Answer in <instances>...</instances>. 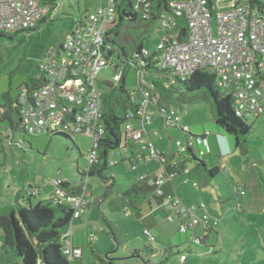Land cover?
I'll return each mask as SVG.
<instances>
[{"label": "rangeland", "instance_id": "rangeland-1", "mask_svg": "<svg viewBox=\"0 0 264 264\" xmlns=\"http://www.w3.org/2000/svg\"><path fill=\"white\" fill-rule=\"evenodd\" d=\"M106 1L54 0L50 2L51 10L46 21L35 22L31 26L35 30L3 32L5 35H0V96L8 94L15 99L19 87L31 85V79L40 76L39 66L46 60L48 51L53 47L58 49L76 22L81 18L86 19L89 13ZM236 1L220 0L219 6ZM254 7L264 15V9L262 12L260 7ZM154 25L155 28L158 27L160 21ZM213 25L215 26V21ZM146 36L145 43L152 45L157 41L158 34L156 30L150 29ZM111 62L114 65L121 63L116 54L112 56ZM123 69L124 64L116 72L110 64L101 70L96 80L103 94H111L113 108L120 117L130 107V100L142 99L138 82L146 84L153 80L150 75H141L138 79L137 71L128 68L126 90L123 92L119 87L121 82L114 79V75L121 78ZM107 81L111 84L108 85ZM166 83H172L176 89L183 90L182 93L176 92L173 102L181 117L179 125H190L191 132L197 135H203L209 130L212 132L211 139L215 138V133L219 130L216 124L217 110L208 89L186 91L174 79ZM104 107L103 100V110ZM158 115L160 114L155 105L149 104L148 116L157 118L156 125L160 122L164 129L165 123ZM248 121L252 130L240 137V145L236 144L234 134H227L232 143L230 153L223 157L216 152L199 156V160L188 163L192 169L191 174L174 178L178 195L187 205L205 203L204 211L210 216L214 227L206 245L186 239L184 233L176 230L174 223L167 221L165 213L158 209L155 202L153 213L159 221V229L156 226L151 228L154 235L157 234V239L151 241L144 233L145 227L141 219L134 212L126 215L125 209L129 204L124 193L143 174L158 175L161 165L156 161H141L140 164L133 162L137 166L134 169L129 159L130 152L119 148L113 150L109 155V163L116 161V164H109L104 171L107 179L98 174L87 177L94 191L89 197V204L81 221L76 219L73 222L74 228L75 224L83 222L85 227L93 228L96 234L90 246L85 244L86 254L90 256L85 264L87 260L91 264H106L91 255V247L100 255L104 253L112 258L113 264H135L133 259H138L143 264H264V113L251 116ZM121 126L124 130L125 123ZM169 128L178 130L184 141L188 137L187 133L181 132L179 126ZM74 141L60 135L49 138L45 133L30 136L24 131L8 128L6 122L0 123V210L9 204L16 207L20 204L28 206V199L33 204L48 199V190L53 188L54 179L68 181L72 185L86 180L82 174L89 165L86 155L91 150V140L88 136L76 135ZM157 145L163 147L159 142ZM214 166L219 169L212 174L210 170ZM181 178L185 181L184 185L178 183ZM236 186L246 190V195L241 200L235 192ZM165 227L175 229L166 236V232L161 231ZM111 229L119 239L118 242ZM3 240V233L0 232V247ZM170 245L172 254L167 257L163 248ZM146 246L156 248L157 252L152 255L144 250ZM188 246L195 251L187 253V261L182 262L181 253L186 252ZM135 251H141V257H133Z\"/></svg>", "mask_w": 264, "mask_h": 264}, {"label": "built area", "instance_id": "built-area-1", "mask_svg": "<svg viewBox=\"0 0 264 264\" xmlns=\"http://www.w3.org/2000/svg\"><path fill=\"white\" fill-rule=\"evenodd\" d=\"M119 2L107 0L86 19L77 22L62 45L58 49L51 48L46 60L40 64L42 84L23 85L18 92L25 132L38 135L64 131L88 136L91 139V150L87 155L90 166L99 160L98 147L107 128L103 92L96 80L101 70L110 63L107 32L117 20ZM219 4L220 0H171L172 11L161 14V28L175 29L184 20L188 34L183 40L173 38L168 41L167 35L161 36L154 48L158 51V64L181 80H186L198 70L208 69L222 87L233 91L239 99V116L261 115L264 113V15L249 2L237 0L233 4ZM145 6L148 7L149 3L146 2ZM48 11V0H0V32L15 33L29 28ZM143 52L149 55L151 49L144 48ZM115 80H119L116 75ZM141 92L143 96L138 109L129 113V117L140 124L136 126L133 120L128 121L124 136L138 144L139 151L131 157L134 169L137 166L133 162L160 163L157 183L161 185L166 177L173 175L164 172V155L153 140L147 139V127L154 122V118L148 116L147 108L149 104L157 105L159 98L152 97L148 90ZM158 111L166 125L181 126V117L175 106ZM184 129L188 127L184 126ZM206 134L209 135V132ZM191 137L188 136L185 141L177 139L176 148L180 152L192 146L202 152L210 150L202 136L196 142V137ZM112 163L116 164V161ZM52 186L50 198L54 202H68L75 208L71 228L65 235L64 252L73 264H81L83 248L73 241V222L87 209L92 191L85 187L81 193L72 194L55 179ZM240 192L244 193L243 190ZM166 204L170 210L168 220L178 222L180 232L210 223V216L204 211L205 203L189 206L176 192L168 196ZM125 213L130 215L129 207ZM144 232L151 241L156 239L148 229ZM181 257L182 262L187 259L185 255Z\"/></svg>", "mask_w": 264, "mask_h": 264}, {"label": "trees", "instance_id": "trees-1", "mask_svg": "<svg viewBox=\"0 0 264 264\" xmlns=\"http://www.w3.org/2000/svg\"><path fill=\"white\" fill-rule=\"evenodd\" d=\"M52 1L54 0H48L49 11L39 20V22L46 21L51 10L50 2ZM146 2L149 3L148 7L145 6ZM170 2L171 0H145L144 2L140 0H120L118 5L117 20L107 32V41L110 45L108 52L110 59L109 65H113L115 71L117 72L124 64V69L121 70V78L116 81L119 83L121 82L119 87L121 91L124 92L126 90L125 83L127 81L128 68L135 69L137 71V75L142 74L143 76H152L153 80L151 83H138V90H148L152 97H158L159 102L156 105L158 110H161L163 107L167 108L170 105H173L177 95L176 92H183L182 89H176L174 84L166 83L171 79L180 82L186 91H196L202 88H207L214 99L217 110L216 124L219 130L215 133V136L234 134L236 136V144L240 145V137L250 133L252 130V125L248 121L249 117L252 115L249 116L243 114L239 116L237 114L239 99L234 96L233 91L222 87L218 83L215 75L208 69L198 70L186 80H181L169 69H163L159 66L157 60V50L150 46L151 52L149 55H146L143 52L144 48H149V45H147L145 41L147 37L146 34H148L150 29H152V25H154L157 21H160L161 24V14L164 12L170 13L172 11ZM249 3L253 6L260 7L263 12L264 2L262 3V0H249ZM136 5H138V8H136ZM82 19L84 18H81V20ZM141 22L144 23L140 24ZM184 23L185 24L183 25H177L175 29L166 33L168 41L173 38L183 40L187 37L188 27L185 21ZM23 30L31 31L35 29L29 27ZM0 35L5 34L0 32ZM159 41L160 40H158V42ZM115 54L121 62L116 63V65L111 62L112 56ZM42 82V77H35L31 79V85L42 84ZM107 83L108 85L111 84L110 81H107ZM115 88L116 87H114V89ZM0 97L3 98V105L7 107L5 111H0V122H6L8 124V128L10 129L25 132L21 123V110L18 102V94L15 99H12V97L8 94H2ZM103 98L105 106L104 119L107 128L103 139H101L99 143V160L96 164L91 166L88 165L86 169L83 170L82 175L86 178V180L83 179L82 183L72 185L68 181H60L61 187L69 193H81L85 187L93 192L94 187L91 186L87 177L98 174L104 177V179H107L104 175V171L108 168L109 164L115 165L113 163H109V155L113 152V150L117 148H129L136 144L133 139H130V141H133V144L131 145L128 144L129 139L126 143L124 142L123 137L125 132L121 125L123 122L126 125L128 121L136 120L135 118H130L129 113L137 110L139 104L134 99L130 100V107H127L125 114L120 117L116 114L113 108L111 94L104 93ZM187 127L188 129L186 130L183 126L181 131L187 133L188 136H192L191 138L196 137L195 142L198 141L201 136L192 133L190 126ZM47 134L50 136H64L73 141L76 135L86 136L81 133L64 131H54ZM210 134L211 132H209V135ZM174 148L175 151L170 150L164 154L165 158L162 162L164 172L173 176L166 177V180L161 185L157 183V174L152 173L141 176L138 178V181L124 193L125 198L128 199V207L130 208L131 213L134 212V215L143 222L145 229H148L153 235L154 233L151 231V228L157 225L151 221L155 219V214L153 213V203H157L158 209L165 213L166 219L169 221L168 215L170 210L166 204V199L169 195L176 193L174 178L182 174H191L192 169L189 168L188 163L199 160V156L202 157L212 154L211 150L208 152L203 151V153L196 146H192L184 152H180L176 148L175 144ZM201 162L206 164L204 160H201ZM218 169L219 167L214 166L210 171L212 174H215ZM240 190H243L244 193H241ZM235 192L240 200L246 194V190H244V188H239L238 186L235 187ZM74 212L75 208L71 203L54 202L51 198L47 200H39L36 204H33L32 201H30L28 202V206L20 204L16 207L9 204L7 207H2L0 210V232L3 233L4 240L0 247V264H73L64 252V240L66 233L71 228ZM82 216L80 218H82ZM172 223H174L176 230L180 232L178 222ZM213 229L214 227L210 222L209 224L202 223L191 231L180 233H184L186 235V239H192L196 243L206 245L211 239L210 233ZM93 231V228H90V234L94 233ZM111 231L118 242L119 239L114 233V230L111 229ZM156 235L154 236L157 239ZM75 245L82 247L83 250L86 248L85 244L81 246L79 243H75ZM88 245L90 246V244ZM144 250L150 252L152 255L157 252V249L152 246H146ZM163 251H165V255L169 257V255L172 254L171 245L165 246ZM187 251L182 252L181 256L185 255L187 257V253H193L195 249L188 246ZM90 252L98 257L102 263L108 262L109 256H107L106 259L92 247L90 248ZM132 256L141 257V251H135Z\"/></svg>", "mask_w": 264, "mask_h": 264}, {"label": "crops", "instance_id": "crops-1", "mask_svg": "<svg viewBox=\"0 0 264 264\" xmlns=\"http://www.w3.org/2000/svg\"><path fill=\"white\" fill-rule=\"evenodd\" d=\"M176 21H179L180 22V20H176ZM142 23H144V22H141L140 24H142ZM181 25H183V24H185L184 23V20H181ZM155 26L156 25H152V29H154V30H156L157 31V34H158V37H157V41L155 42V43H152V45H149V46H151L152 48H155V46H156V44L158 43V40H160V38H161V36H163V35H167L166 33L168 32V31H170V30H168V29H162L161 28V24L158 26V27H156L155 28ZM73 30V29H72ZM172 30V29H171ZM151 47H149V49H151ZM154 50V49H153ZM142 74H138V79H139V77L141 76ZM139 83V82H138ZM138 91H140V90H138ZM19 92V91H18ZM18 94V93H17ZM17 96V95H16ZM141 100L142 99H140V100H135L138 104L141 102ZM4 104V101H3V99L2 98H0V111H5L6 109H7V107L5 106V105H3ZM155 107H156V105H155ZM157 108V107H156ZM148 110H149V106H148V108H147V114H148ZM158 110V109H157ZM160 114V113H159ZM156 115V114H155ZM154 115V116H155ZM159 117H161V115H158ZM156 117H157V115H156ZM161 119H162V122H164V120H163V118L161 117ZM156 121H157V118H154V122L150 125V126H148L147 127V130H148V137L149 138H147V139H151V140H153L154 141V143H155V146H156V148L158 149V150H160L161 151V153L164 155V154H166L168 151H170V150H173V151H175V148H174V144H175V141L177 140H175V138H180V132L178 131V130H174V129H171V128H169V126L168 125H166V123H165V128L163 129L162 128V125H161V123L160 122H158L157 123V125H156ZM0 123H2V122H0ZM133 123H134V125H136V126H138L139 124H140V122L138 121V120H135V121H133ZM189 125V124H188ZM190 126V125H189ZM179 127H181V126H179ZM175 128V127H174ZM190 130L192 131V129H191V126H190ZM182 132V131H181ZM206 132H210L209 130H207V131H205V134H203V135H200V136H202L204 139H206L207 140V142H208V145H209V149L212 151V153L213 152H216V153H218L219 154V156L221 157H223L224 156V154H228V153H230L231 152V150H232V143H231V139L227 136V135H218V136H216L215 138H212L211 139V136H212V132H211V134L210 135H207L206 134ZM45 136H48L49 138H52V136H54V135H52V136H50V135H48V134H46L45 133ZM157 137V139L158 140H160V141H158V140H156V138L155 137ZM167 136V137H166ZM125 137V136H124ZM123 137V138H124ZM90 139V138H89ZM128 139H129V142H128V144L129 145H131V144H133V141L131 140L130 141V139L131 138H124V142L126 143L127 141H128ZM159 142V144H162V146L163 147H158V145H157V143ZM124 147V146H123ZM136 149V150H135ZM124 150L125 151H128V152H130V157H129V159H131V157L133 156V154L134 153H137L138 151H139V149H138V144L136 143L134 146H131V147H129V148H124ZM80 153H81V151H80ZM145 175H147V174H143L142 176H145ZM183 175H186V174H182V175H178V176H183ZM141 177V176H140ZM175 183V182H174ZM178 183H180V184H182V185H184L185 184V181L181 178L180 179V181H178ZM175 185V184H174ZM52 190H53V188H51L50 190H48V195H47V198L49 199L50 198V196H51V194H52ZM175 190H176V192H177V187H176V185H175ZM92 193L93 192H91L90 193V195H89V197L92 195ZM177 194H179L178 192H177ZM246 195V194H245ZM47 200V199H46ZM30 201H32L31 199H28V202H30ZM126 202V201H125ZM124 202V203H125ZM154 205V204H153ZM126 207H128V206H126ZM81 219L82 218H80V221H81ZM153 223H156L157 225H156V228L157 229H159V221L157 220V218H156V216H155V219L154 220H151ZM83 222H80L79 224H75V228H74V225H73V230H74V242L76 243V244H78L79 243V245H81V246H83V244H91V241L93 240V236L94 235H96V234H94V233H91L90 234V232H89V230H90V228L91 227H89V228H87V227H85V225H83ZM175 228L173 227V229H172V227H165L163 230H161V231H164V232H166V236H168L173 230H174ZM161 236V235H160ZM4 237V236H3ZM95 250V249H94ZM96 251V250H95ZM98 252V251H97ZM91 253V252H90ZM164 254H165V251H164ZM91 255L92 256H95V255H93L92 253H91ZM102 256H106L104 253H102ZM107 257V256H106ZM90 258V256H88L87 254H86V250H85V248H84V250H83V258L81 259V264H85L86 263V259H89ZM188 259V258H187ZM187 259L185 260V262L187 261ZM112 258H108V262L106 263V264H113L112 262ZM133 263H135V264H143V263H140V262H138V259H133ZM87 264H91V262H89L88 260H87Z\"/></svg>", "mask_w": 264, "mask_h": 264}, {"label": "bare ground", "instance_id": "bare-ground-1", "mask_svg": "<svg viewBox=\"0 0 264 264\" xmlns=\"http://www.w3.org/2000/svg\"><path fill=\"white\" fill-rule=\"evenodd\" d=\"M187 258V257H186Z\"/></svg>", "mask_w": 264, "mask_h": 264}]
</instances>
